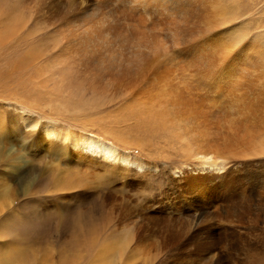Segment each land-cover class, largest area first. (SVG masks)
Returning <instances> with one entry per match:
<instances>
[{
    "label": "rangeland",
    "instance_id": "rangeland-1",
    "mask_svg": "<svg viewBox=\"0 0 264 264\" xmlns=\"http://www.w3.org/2000/svg\"><path fill=\"white\" fill-rule=\"evenodd\" d=\"M159 95L164 124L144 115ZM263 247L264 0H0V264H240Z\"/></svg>",
    "mask_w": 264,
    "mask_h": 264
},
{
    "label": "bare ground",
    "instance_id": "bare-ground-1",
    "mask_svg": "<svg viewBox=\"0 0 264 264\" xmlns=\"http://www.w3.org/2000/svg\"><path fill=\"white\" fill-rule=\"evenodd\" d=\"M5 32V31H4ZM7 32V31H6ZM9 32V31H8ZM12 32V31H11ZM13 33V32H12ZM3 34V33H2ZM3 36V35H2ZM15 38H18L17 35H14ZM5 37V36H3ZM2 37V38H3ZM10 37L13 38V35L10 34ZM20 38V37H19ZM7 38H3L1 41L2 43L6 40ZM3 45V44H2ZM4 46V45H3ZM31 54L30 52L27 53V55ZM8 70H6L5 72L7 74H21L20 72H17L19 69H21L20 67V64L19 62L17 63H14L12 64V66L7 68ZM13 81V79H11ZM18 84V83H17ZM28 88V87H27ZM136 92V91H135ZM162 94V93H161ZM180 95V94H179ZM155 95H153L152 97H154ZM155 98V97H154ZM158 100L155 101V103L157 104V108L159 107V110L160 111H154L152 112V110H148L147 112L144 113L145 116H150V119L148 117V122H151L150 120H152V116H155L154 118L156 119V117H160V120L163 121L162 124L166 123L164 121H166L167 119L169 120V117L170 115H168L166 117V111L164 109V106L165 105V101L164 99L161 98V96H157ZM178 96H177V99L176 101L178 100ZM163 100V101H162ZM181 100V99H179ZM183 100V99H182ZM189 100V99H188ZM188 102V101H187ZM182 101L181 102H175L174 103L172 102V109L174 110H178L182 107ZM189 103V102H188ZM153 104V103H152ZM170 104V103H169ZM187 103H185L186 105ZM181 105V106H180ZM168 106V105H167ZM156 107V106H155ZM174 107V108H173ZM169 108V107H168ZM170 108H171V104H170ZM184 108V107H182ZM157 110V109H156ZM174 110V111H175ZM179 111V110H178ZM20 112V111H19ZM28 112V111H27ZM27 112H24V111H21L20 112V115H19V119L22 121V123L30 129L31 128H39L40 132L43 133V135H45L46 137H54V138H58L59 140L62 139L63 141H67L69 143L70 146H72V148H76V149H79L80 151L82 152H85L87 154H89L91 157H97V158H100V159H103V160H106V161H109V162H114V163H119L120 165H123V166H126V167H135L137 168L139 171H145L148 169V166L146 167V163L140 159V158H137V157H134L132 156L131 154H129L128 152L126 151H123L119 148H117L116 146H114L113 144L97 137V136H94L92 134H87V133H83V132H74L70 129H67V128H60L59 126H57V124L53 123V122H50V121H42L40 120L39 117H36V116H33ZM168 113H170L168 111ZM176 112L174 113V115L176 116ZM181 113V112H180ZM178 113L179 117L181 116V114ZM171 114V113H170ZM173 114V112H172ZM157 115V116H156ZM172 116V115H171ZM178 116L175 117V119L178 121L181 119V121L183 120L182 118H179ZM164 118H167L164 120ZM172 118V117H171ZM172 120V119H171ZM174 120V121H176ZM155 121V120H153ZM159 121V120H158ZM173 121V122H174ZM160 122V121H159ZM185 122V121H184ZM161 124V122H160ZM172 124V123H171ZM181 124V123H180ZM149 125V124H148ZM159 125V124H158ZM179 125V124H178ZM247 125V124H246ZM163 126V125H162ZM168 126V124H167ZM161 127V126H160ZM164 129H165V126H163ZM176 127V125L174 126ZM183 127V126H182ZM188 127V126H187ZM243 127V126H242ZM181 128V126H180ZM178 129V128H177ZM182 129V128H181ZM184 129L183 132H185L184 134H189V129L184 126ZM172 127H171V130L172 131ZM256 130V129H254ZM158 131V130H157ZM169 131V130H168ZM169 131V132H170ZM194 131V130H193ZM173 135H176L178 133H172ZM257 134V132H256ZM164 135V134H163ZM172 135V136H173ZM190 137V136H189ZM251 137V136H250ZM179 138V136H178ZM241 141V140H240ZM195 143V142H194ZM245 144V143H244ZM230 145H228V148H229ZM230 149H231V146H230ZM229 149V150H230ZM204 155V154H203ZM206 155V154H205ZM202 156V155H201ZM208 161H206V163H209V166L214 163L212 162H209V158L206 159ZM201 161V160H200ZM215 161V160H214ZM221 161V160H220ZM201 164V163H200ZM221 164V163H220ZM202 165V164H201ZM214 166V165H213ZM224 166V165H223ZM222 166V167H223ZM204 167V166H203ZM221 167V168H222ZM230 212V211H229ZM141 217V216H140ZM145 217V216H144ZM143 218V217H142ZM147 218V217H146ZM147 219H150V218H147ZM153 219V218H152ZM140 220V219H139ZM135 221V220H134ZM156 221V220H155ZM161 221V220H160ZM145 222V221H144ZM147 222V221H146ZM148 224V223H147ZM154 224V223H153ZM155 225V224H154ZM145 226L144 224L141 225L139 228ZM148 226V225H147ZM138 229V228H137ZM145 229V228H144ZM151 229V228H150ZM143 230V229H142ZM147 230V229H146ZM145 230V231H146ZM229 230V229H228ZM136 231V230H135ZM141 231V230H139ZM138 231V232H139ZM145 231H143L145 233ZM156 231V230H155ZM159 231V230H158ZM148 232V231H147ZM136 233V232H135ZM142 234V233H141ZM157 234V233H156ZM230 233H228L229 235ZM140 235V234H138ZM143 235V234H142ZM145 235V234H144ZM229 237V236H228ZM221 238V237H220ZM231 239V238H230ZM230 239L228 240V246H230ZM232 241V240H231ZM187 243V242H186ZM189 243V242H188ZM262 245V244H261ZM184 246V245H183ZM261 247V246H260ZM187 248V247H186ZM230 248V247H228ZM256 248V247H255ZM258 248V247H257ZM264 248V247H263ZM233 249V248H232ZM229 251V250H228ZM232 251V250H231ZM231 253V252H230ZM235 253V252H234ZM255 254L258 255V252H256ZM186 255V254H185ZM229 253H228V262H229ZM257 255H254L255 257L253 256H249V257H246L244 260H242L240 262V264H264V255L260 254L259 257L257 258L256 256ZM247 256V255H246ZM97 257V256H96ZM101 258V257H100ZM182 260V259H181ZM218 260V259H216Z\"/></svg>",
    "mask_w": 264,
    "mask_h": 264
}]
</instances>
